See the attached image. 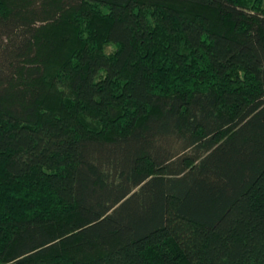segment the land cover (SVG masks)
<instances>
[{
  "label": "trees",
  "instance_id": "16d2710c",
  "mask_svg": "<svg viewBox=\"0 0 264 264\" xmlns=\"http://www.w3.org/2000/svg\"><path fill=\"white\" fill-rule=\"evenodd\" d=\"M0 264H264V0H0Z\"/></svg>",
  "mask_w": 264,
  "mask_h": 264
}]
</instances>
